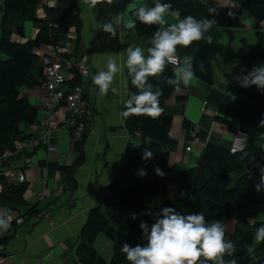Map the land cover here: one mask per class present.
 <instances>
[{
    "label": "trees",
    "instance_id": "1",
    "mask_svg": "<svg viewBox=\"0 0 264 264\" xmlns=\"http://www.w3.org/2000/svg\"><path fill=\"white\" fill-rule=\"evenodd\" d=\"M238 1L240 7L231 10L226 7L203 3L201 0H161L169 3L172 9H179L181 18L192 15L199 19L208 16V8H218L212 29L206 36H211V43L201 40L193 42L190 47L177 48V56L193 58L195 78L209 86L204 99V107L214 114L212 120L225 125L229 132L236 129L247 130V125H258L264 114V91L255 85L242 88L238 82L217 83L213 67L221 70L222 64L238 62L250 70L260 59L264 58V0H233ZM41 7L43 16H36V9ZM129 16L133 20V10ZM233 15L230 17L228 13ZM252 19L253 46H249L246 39L238 35L245 27L244 16ZM22 16L27 20L38 22L39 27L32 36L24 37L22 26H14V18ZM211 18V17H209ZM159 26L146 27L139 21L133 32L137 37L150 40ZM79 18L75 0H55L53 6L42 3V0H2L0 6V155L13 148V143L23 140L29 135L23 129L33 124L37 118V108L29 102L26 96L20 94V89L41 85L42 73L39 67L37 75L32 69L41 55V48H51L60 42L61 37L69 30L75 35L72 56L78 59ZM16 36V37H15ZM223 38L226 40L223 42ZM148 41L147 49L151 47ZM148 54V53H147ZM146 54V55H147ZM204 64L201 72L198 65ZM171 65L165 69V76L173 77L175 72ZM127 89L135 92L131 84V76L126 72ZM155 89H162L160 107L164 109L165 99L176 89L163 83L159 79L149 78ZM216 87H213L216 84ZM73 84H81L80 76L75 73L65 83V88ZM187 87L181 86L179 90ZM84 96V95H83ZM235 99H232V97ZM128 95L125 93L124 101ZM121 117L124 128L130 136L123 149V167L117 172L113 180L107 185L101 203L87 210L85 220L78 232V243L74 248L76 264H129L125 254L121 252L123 242L131 246L145 244L139 227L144 220L150 226L155 222L160 209L174 207L181 214L202 212L206 222L220 221L224 226L233 222V227L225 231V240L232 242L237 251V264H257L255 259L259 253L248 255L246 249L252 246L255 230L264 224V189L255 190L259 182L260 171L257 165L264 166V149L259 142L252 146L247 141L241 159V151L230 152L228 143L220 144L204 140L198 157L190 167L177 170L172 176L174 194L169 195L165 166L167 155L175 147V140L168 136L163 124V112L156 118L148 116L130 115ZM84 121V120H83ZM86 120L85 124L87 125ZM87 128L83 130L79 139L72 141L73 160L69 165H55L59 174L72 180L75 168L83 161V137ZM199 136V134L197 133ZM153 153L150 160L141 159L143 152ZM4 165V163H3ZM52 166V165H51ZM159 168L164 175H157L155 168ZM143 169L147 175L141 176L138 170ZM1 171V170H0ZM26 182L7 183L0 173V209L9 210L23 205V193ZM181 192L184 193L181 196ZM35 205L26 209L25 215L36 212ZM145 212L143 216L139 214ZM137 214V219L131 217ZM250 219V220H249ZM16 220V219H15ZM102 234L111 244V252L106 260L93 246L96 236ZM8 230L0 235V245L8 238ZM264 243V242H263ZM232 257H225L231 259ZM264 264V263H263Z\"/></svg>",
    "mask_w": 264,
    "mask_h": 264
},
{
    "label": "crops",
    "instance_id": "2",
    "mask_svg": "<svg viewBox=\"0 0 264 264\" xmlns=\"http://www.w3.org/2000/svg\"><path fill=\"white\" fill-rule=\"evenodd\" d=\"M146 1L154 6L155 0ZM201 1L231 10L240 7L239 2L233 0ZM42 3L53 6L55 0H42ZM75 3L79 18V28L75 33L78 37L77 53L79 59L83 60L88 68L87 79L83 82L85 87L83 97L91 109L86 125L87 131L83 137V161L73 171L72 180L59 174L56 169L57 165H69L74 157L67 123L69 113L61 110L58 115L59 121L49 134L55 150L47 151L41 148L26 150L22 147L17 156L8 158L4 163V170L23 172L27 185L23 193L25 202L23 205L12 210L6 207L0 209V214L11 217L9 236L0 245V252L10 257L11 264H76L73 252L78 243V232L85 220L87 210L101 203L107 185L122 169L124 145L130 139L121 117L125 97L123 84L126 82L127 86V69L125 68L115 78L113 87L118 89V94L109 91L106 96L101 97L98 87L92 82V77L99 71L106 70L108 58L115 59L121 64L126 61L128 47L139 46L144 49L145 55L147 54L148 41H151L153 37L148 41L141 37L139 39L133 29L124 27L131 20L130 10L146 6L144 0H113L111 5L100 4L94 9L85 4L84 0H75ZM35 11L36 16H43L41 7ZM168 16L166 19L169 23H173L172 19H175ZM243 16L245 27L241 30L250 31L252 35V19L245 14ZM110 20L113 23L118 22L119 31L115 38L99 29V24ZM13 24L22 26L24 35L20 39L22 41L31 37L40 26L38 22L27 20L22 16H16ZM74 39L72 30L61 37V40L67 42H74ZM45 50L46 48L42 47L39 52ZM36 65L39 66V62ZM260 65L262 63L260 64L258 60L254 66ZM35 67L32 72L37 75L39 70L37 71ZM220 67L222 69L217 70L215 81L222 84L236 82L234 77L245 74L246 71L238 62L225 63ZM217 83L213 87H216ZM41 87L42 85L39 84L32 88L20 89V94L26 96L38 110L35 122L23 129L24 134L36 135L43 126V110L37 98ZM209 88L194 77L189 87L185 90H176L165 99L163 124L168 136L176 142L175 147L167 155L165 166L170 196L174 194L172 184L174 172L195 163L198 157L200 146L194 145L190 152L184 150L194 130L199 134L197 136L199 138L202 136L204 140L225 145L230 141L231 132L225 125L213 121L214 113L201 106ZM14 145L13 143V148L10 150L14 149ZM40 177L44 178V183L39 182ZM36 191H43L45 196L36 199L33 195ZM31 205H35L36 212L25 215L26 209ZM18 218L21 222L17 224L15 219ZM211 223H213L212 220L208 224ZM227 224H230L229 228ZM227 224L224 225L225 231L233 227V222ZM105 245H107L106 242ZM102 256L106 260L109 258Z\"/></svg>",
    "mask_w": 264,
    "mask_h": 264
},
{
    "label": "clouds",
    "instance_id": "3",
    "mask_svg": "<svg viewBox=\"0 0 264 264\" xmlns=\"http://www.w3.org/2000/svg\"><path fill=\"white\" fill-rule=\"evenodd\" d=\"M84 3L94 9L100 4L111 5L113 0H84ZM207 11L209 15L199 19L192 15L181 18L179 9H172L169 3H163L161 0H155L154 6L134 9L132 15L135 19L130 20L124 27L136 29L137 21L146 27L159 26L151 40L152 46L147 49V55L139 46L128 47L127 59L122 64L108 58L106 70H101L92 77L93 84L99 89V95L106 96L109 91L118 94V89L113 87V84L117 74L126 68L136 91L130 92L126 82L123 84V89L128 95L124 101L123 116L144 115L153 119L158 118L163 112L160 107L162 89L159 86L154 89L149 78L159 79L177 91L181 86L191 85L195 77L193 58L185 57L181 60L176 54L177 48H187L193 42L201 40L211 43L212 37L205 34L216 23L215 17L219 12L216 7H210ZM168 15L176 22L169 23L166 19ZM228 15L231 17L233 14L229 12ZM99 29L115 38L119 31L118 22L113 23L110 20L99 24ZM169 64L175 67L173 77L164 75ZM198 67L201 72L205 70L203 62H200ZM234 79L242 88L255 85L258 90L264 91V64L253 66L247 73L235 76ZM258 127H264V114L258 122ZM261 148L264 149V145H261ZM237 150L243 153V145L238 149L234 148L233 152ZM245 156L247 153H243L241 159ZM152 157L153 153L145 150L141 159L147 161ZM257 168L260 171V179L255 185V190L259 192L264 189V166L257 165ZM155 172L157 175H164L158 167L155 168ZM138 174L147 175L143 169L138 170ZM183 195L181 192V196ZM145 214L148 213L141 212L139 215ZM131 218L136 220L137 214H133ZM10 224L11 217L0 214V235L7 232ZM139 227L146 243L131 246L123 242L121 245V252L125 254L129 264H237L235 258L237 249L232 242L225 240L224 226L218 220L208 224L202 212L181 214L174 207L165 206L160 209L154 223L149 226L146 221L141 220ZM255 239L264 242V224L256 228ZM246 251L251 256L254 248L248 246Z\"/></svg>",
    "mask_w": 264,
    "mask_h": 264
},
{
    "label": "built area",
    "instance_id": "4",
    "mask_svg": "<svg viewBox=\"0 0 264 264\" xmlns=\"http://www.w3.org/2000/svg\"><path fill=\"white\" fill-rule=\"evenodd\" d=\"M69 33V31L67 32ZM67 33L65 35H67ZM74 42L60 40L58 44L51 48H46L41 53L39 58V67L42 73V89L37 98L40 108L43 110L42 121L43 126L37 131L36 135H29L23 140H17L13 150H4L0 155V173L4 176L8 183L25 182L24 173L21 171H11L3 169V163H6L8 158L17 156L20 149L24 147L26 150H35L37 148L47 151L55 150V146L49 139V134L56 127L59 121V113L65 110L69 113L67 123L71 128V136L74 140L79 139L86 126V120L91 115V109L84 101V81L88 76L87 65L83 60L75 59L72 56ZM171 65V64H169ZM173 66V65H171ZM174 67V66H173ZM77 73L81 78V84H73L65 88V83L74 74ZM205 102H202V107ZM84 120V121H83ZM248 134L243 129H236L231 132V138L228 142V149L233 152V149H238L241 145L246 146ZM201 146L202 141L197 136L196 130L193 131L188 143L184 146L185 152H190L192 147ZM239 151V150H237ZM43 178H39V181ZM34 194V192H33ZM38 199L45 196L43 191L35 192ZM18 224L21 219L15 220ZM0 264H11L10 257L5 253L0 252Z\"/></svg>",
    "mask_w": 264,
    "mask_h": 264
},
{
    "label": "rangeland",
    "instance_id": "5",
    "mask_svg": "<svg viewBox=\"0 0 264 264\" xmlns=\"http://www.w3.org/2000/svg\"><path fill=\"white\" fill-rule=\"evenodd\" d=\"M0 2H2V0ZM144 3H145L144 5L151 7V4H149L148 1L144 0ZM168 18H169V16H168ZM247 20L248 19H246V21ZM172 22L174 23L176 21L172 19ZM239 32H238L239 35H236V36L237 37L238 36L245 37L247 39L248 45L249 46H253V37H252L250 31L239 30ZM139 39H140V37H139ZM225 40H226V38H223V42ZM261 63L264 64V58L260 59V64ZM36 68H37V71H38L39 70V66L36 65L35 69ZM213 69H214V74L216 75V73H218V71H217V69L215 67H213ZM218 77H219V74H218ZM202 102H201V106H202ZM246 129H247L246 132L248 134V140L247 141L251 142L252 146H257L259 144V142H263L264 141V127H258V125H247ZM52 130H54V129H52ZM191 165H193V164H191ZM39 182L40 183H44V178H43L42 181L40 180ZM38 192H41V191H38ZM33 195L36 197V199H38L37 196L35 195V192H34ZM226 226H227V228H229L230 224H227ZM105 242H106L107 245H105ZM93 244H94V247L99 251V253H101L102 255H104L107 258L110 256L111 244H110L109 240L106 239L102 234H99V235L96 236ZM263 244H264L263 242L257 241L256 239H254L253 243H252V247L254 248V252L260 254L259 257L254 260L255 263H257V264H263L264 263V247H263L264 245Z\"/></svg>",
    "mask_w": 264,
    "mask_h": 264
}]
</instances>
